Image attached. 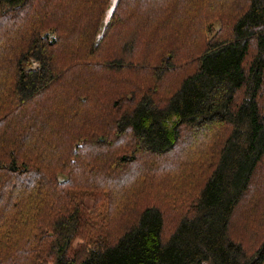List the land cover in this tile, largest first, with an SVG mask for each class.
I'll return each mask as SVG.
<instances>
[{
	"label": "trees",
	"instance_id": "1",
	"mask_svg": "<svg viewBox=\"0 0 264 264\" xmlns=\"http://www.w3.org/2000/svg\"><path fill=\"white\" fill-rule=\"evenodd\" d=\"M0 264H264V0H0Z\"/></svg>",
	"mask_w": 264,
	"mask_h": 264
},
{
	"label": "rangeland",
	"instance_id": "2",
	"mask_svg": "<svg viewBox=\"0 0 264 264\" xmlns=\"http://www.w3.org/2000/svg\"><path fill=\"white\" fill-rule=\"evenodd\" d=\"M110 12H111V8L108 10L107 12V16H106V19H105V22L107 21V19L109 18V15H110ZM34 65H37L35 62L33 63ZM86 204L89 208H92L93 206V200H90V199H87L86 200Z\"/></svg>",
	"mask_w": 264,
	"mask_h": 264
}]
</instances>
